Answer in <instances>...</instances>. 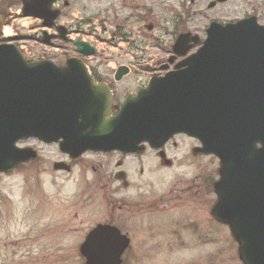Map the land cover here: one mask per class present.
I'll return each instance as SVG.
<instances>
[{"label": "water", "instance_id": "1", "mask_svg": "<svg viewBox=\"0 0 264 264\" xmlns=\"http://www.w3.org/2000/svg\"><path fill=\"white\" fill-rule=\"evenodd\" d=\"M57 1L24 0L22 15L54 27ZM3 25L0 16V32ZM58 31L65 39L66 31ZM207 33L200 50L178 64L183 71L153 79L116 117L111 98L92 85L81 60L64 67L32 63L15 45L0 44V174L29 161L30 151L16 147L22 139L62 140L60 148L75 155L88 149L130 152L141 142L157 148L186 133L201 141L202 152L221 159L214 217L230 227L244 264H264V26L251 18L212 23ZM54 38L44 33L45 43ZM188 42L181 37L175 51L182 46L186 52ZM75 45L84 56L95 52L81 41ZM102 236L96 230L87 239L89 264H95L91 248ZM125 245L105 243L98 258L117 264Z\"/></svg>", "mask_w": 264, "mask_h": 264}, {"label": "flooded vegetation", "instance_id": "2", "mask_svg": "<svg viewBox=\"0 0 264 264\" xmlns=\"http://www.w3.org/2000/svg\"><path fill=\"white\" fill-rule=\"evenodd\" d=\"M137 1L136 6L134 2L129 4L128 15L117 23L116 4L94 1L98 23L108 24L113 42L123 40L126 44L122 52L102 54L105 60L99 61L89 72L93 84L111 96L113 115L118 114L128 97L144 89L151 77H164L174 72L176 63L197 51L199 46L181 57L177 55L173 45L180 35H197L202 42L206 34L205 27L195 28L191 7L180 5L177 13H172L174 8H170V15L177 19L171 21L169 19L173 18L163 14L166 9L161 0H155V3ZM64 7L69 9L70 3L64 2ZM153 36H157L155 41L160 44L163 57L155 67L146 61L145 50ZM118 58H128L132 63L130 71L120 80L116 78L118 67L110 66L112 60ZM19 144H27L20 147L29 149V161L19 165L12 174L27 169L34 176H40L45 170H51L55 175L76 173L79 186L84 190L81 188L82 194L74 198L75 209L93 211L96 215L76 248L77 262L60 264H89L91 259L83 253V248L96 230H102L103 236L91 248L96 252V258L92 259L95 264L113 263L110 259L98 258L105 243L115 249L126 244L117 264H244L239 254L240 245L230 227L213 215L217 201L214 186L219 179L221 159L202 152L203 145L195 137L176 133L157 148L140 143L135 151L130 152L88 149L75 155L63 151L58 144H47L38 138L23 140ZM51 156L55 160L51 161ZM212 159L217 162L215 176L211 171L198 168L191 182L183 188L158 185L160 180L151 175L175 167L193 166L196 160L211 162ZM41 208H45L44 204ZM46 215L39 217L45 218ZM227 249L231 251V257H226ZM49 259L47 255L33 262L51 264Z\"/></svg>", "mask_w": 264, "mask_h": 264}, {"label": "rangeland", "instance_id": "3", "mask_svg": "<svg viewBox=\"0 0 264 264\" xmlns=\"http://www.w3.org/2000/svg\"><path fill=\"white\" fill-rule=\"evenodd\" d=\"M4 1H8L7 3L12 5L10 7L12 10L8 9L7 13L10 21L8 27L13 30L11 35L13 38L16 35L25 38L20 39V44L24 45V51L30 57L38 59L48 52L47 56L53 59L56 56L54 54L59 53L58 56H62L71 50L70 45L63 43H56L54 48L43 46L38 39L42 29L41 23L34 19H21L15 15L16 11L21 9L23 0ZM94 1L67 0L70 7L64 11V19L73 22L72 28L76 32L77 39L98 41L100 49L108 52L117 49L123 50L126 46L124 42L118 43L117 49H113V46L106 40L111 36L110 32L103 34V39H98L94 33L96 28L94 22H89L90 25L86 24L85 21L92 19L95 13ZM109 1L116 4L114 12L116 23L128 15L127 7L131 2H134V6L138 3L137 0H103L106 3ZM145 2L155 3V0H146ZM161 2L166 9L163 13L165 17H167L166 13L171 14L170 8H174L172 13H177L178 7L181 8L180 5L191 7L194 11V24L197 30L204 28L211 20L228 22L250 14L258 15L260 22L264 23V0H230L221 5H210L216 0H197L194 6L190 4V0H161ZM79 23L81 24L78 25ZM4 36L6 35H2L1 38ZM150 40L151 38H149ZM15 44H19L18 39ZM72 52L70 54H73ZM64 60L65 56L57 57L56 64L62 65ZM98 60L102 61L104 58L96 57L95 63ZM119 61L124 60L118 59L117 62ZM111 66L115 65L111 64ZM19 146H27V144H19ZM52 160H55L54 156H51ZM216 167L217 162L213 159L211 162L196 160L193 166L175 167L151 175L152 178L160 180L158 185L183 188L191 182L198 168L202 171L205 169L211 171L214 175ZM32 174V171L27 169L0 178V264L1 262H5V264H18V262L34 264L35 259H42L47 255L50 256L51 264L77 262L76 248L90 225V221L96 219L93 211L79 212L75 209L74 198L82 194L81 188L84 190V187L79 186V178L76 173L55 175L56 173L53 171L45 170L41 171L40 176ZM42 204L45 208L40 209ZM46 213L45 218L39 217ZM75 229L78 230L74 232ZM226 257H231L229 249L226 250ZM223 264L235 263L225 262Z\"/></svg>", "mask_w": 264, "mask_h": 264}, {"label": "trees", "instance_id": "4", "mask_svg": "<svg viewBox=\"0 0 264 264\" xmlns=\"http://www.w3.org/2000/svg\"><path fill=\"white\" fill-rule=\"evenodd\" d=\"M7 2L8 1H4V2L0 3V14L2 15L3 19L5 20V23H6L8 8L11 6V3H7Z\"/></svg>", "mask_w": 264, "mask_h": 264}, {"label": "bare ground", "instance_id": "5", "mask_svg": "<svg viewBox=\"0 0 264 264\" xmlns=\"http://www.w3.org/2000/svg\"><path fill=\"white\" fill-rule=\"evenodd\" d=\"M11 32H12V30H11V28H9V27H5V28L3 29V33H4V35H6L7 37H11Z\"/></svg>", "mask_w": 264, "mask_h": 264}]
</instances>
